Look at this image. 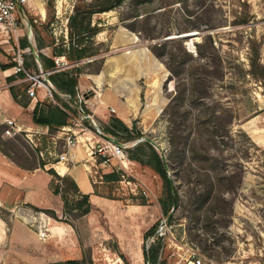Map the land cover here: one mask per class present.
I'll use <instances>...</instances> for the list:
<instances>
[{
    "label": "rangeland",
    "instance_id": "rangeland-1",
    "mask_svg": "<svg viewBox=\"0 0 264 264\" xmlns=\"http://www.w3.org/2000/svg\"><path fill=\"white\" fill-rule=\"evenodd\" d=\"M33 1L16 14L18 38L0 45V61L6 65L14 66V53L27 48L30 51L24 59L30 72L35 68L30 56L32 49H50L53 58L63 56L68 64L61 72L68 73L94 72L98 67L100 70L106 60L123 59L133 51L151 55L147 68L153 73L139 77L140 94L136 96L135 111L128 117L129 127L125 125L128 132L115 119L121 115L111 108L104 121L94 120L84 103L94 98L91 92L72 95L75 103L67 100L76 107L77 97L83 96L80 107L91 115L105 136L122 148L119 158L105 157H109L107 164L100 165L96 157L87 165L92 177L118 172L120 180L114 195L120 200L113 201L121 206L141 207L142 214H137L136 220L126 217L133 226L130 234L136 230L135 225L144 222L145 227L156 224L157 229L146 241L140 236L138 252L127 246L123 248L127 254L124 255L114 238L101 231L92 234L83 217L55 213L54 218L46 212L49 209L32 208L34 214L22 216L23 221L34 227L41 240L50 235L48 220L71 226L79 244L69 246L67 256L80 249L82 258L78 261L86 264H153L150 257L154 247H159L157 264L163 259L166 264L176 262L190 251L216 264H264V0H123L110 11L92 15L91 27L97 30L88 37L92 54L76 62L54 49L68 45V22L75 6L94 0H39L43 13ZM190 33L194 35L181 37ZM207 35L211 36L215 56L219 58L222 79H216L210 69L196 71L194 66L196 46ZM163 43L167 45L159 47ZM253 46L258 53L260 79L250 72ZM202 51L206 56L212 54L205 46ZM169 53L176 55L179 62L174 74L168 69ZM117 63L121 64V60ZM194 72L201 73L206 91L202 97L192 91L190 78ZM51 136L55 144L44 140L33 144L24 135H18L1 141L2 148L24 166L37 163L38 158L55 163L56 155L64 150L63 135ZM150 145L165 161L177 190L178 199L170 204L168 216L162 212L167 201L165 184L154 169V159H149ZM218 174L235 176L233 192L221 193ZM211 184V194L206 191L200 196ZM140 196H145L146 205L129 204L131 198L138 200ZM3 213L7 220V212ZM131 241L129 238L127 245ZM65 248L62 250L68 249ZM25 249L14 251L0 244V264H58L75 260L61 258L59 248L55 254L50 253L51 261L45 259L42 248L40 253Z\"/></svg>",
    "mask_w": 264,
    "mask_h": 264
},
{
    "label": "crops",
    "instance_id": "crops-1",
    "mask_svg": "<svg viewBox=\"0 0 264 264\" xmlns=\"http://www.w3.org/2000/svg\"><path fill=\"white\" fill-rule=\"evenodd\" d=\"M33 2L40 11L41 4L39 5V0ZM27 35L29 36L30 33L28 32ZM51 51L50 49H47V51L34 50L31 53L30 56H32L35 67L33 71L37 70L38 65L44 70H49L43 57L52 58L53 60ZM151 58V55L147 52L133 51L125 54L123 59L112 58V60H106L100 70L98 67L94 72L88 71L78 74L77 92H91L94 96V98L84 101L86 109L92 114L94 120H97V122L99 120L104 121L109 116L108 109L111 108L121 115L117 117L128 126V117L135 111L137 107L136 96L140 94L139 77L153 73L151 69L149 73L147 68V62L148 65L152 62ZM119 60H121V64L117 63ZM20 78L19 75L14 74L11 66L0 61V142L18 136L6 137L3 135L5 129L3 121L10 118L14 120L15 126L19 129V135H24L32 143L34 142L33 144L43 140L46 143L47 141L52 143L49 142L53 139L52 136L49 139V128L35 123L33 112L37 104L55 105L57 103L56 96L64 98L57 93L53 86L55 92H51V96L46 91L39 90L37 97L31 99L25 92V84L19 82ZM11 88L17 92L16 99L11 93ZM21 101H25V103ZM65 127H72L71 123ZM61 129L57 132L56 138L62 137ZM2 146L1 142L0 209L7 212V220L3 219L0 214V244H5L10 250L14 251L23 250L26 247L27 249L31 248L33 252L40 253L42 248L44 249L45 259H50V261L52 260L51 254L54 253L56 248L57 250L60 249L58 254L61 255V258H66L69 257L67 255L70 253L69 246L79 244L73 228L69 225L52 223L51 220H48L46 226L50 235L46 240H41L34 227L23 221L22 216L34 214L30 211L32 208L49 209L56 214L63 213L60 196L55 195L50 188L53 176L48 170L52 168L60 176L71 177L79 191L82 194L89 195V201L93 205V209L83 218L86 220L92 234H99V231H101L103 234L114 238L124 255L127 254L123 248L127 246L132 247L134 253L138 252L140 236L143 238V233L149 227L144 226L145 222L144 224L135 225L134 229L136 230L130 234L129 229H132L133 226L127 221L126 217L136 220V215L142 214L141 207L135 205L121 206L118 201L93 194L87 165V154L81 145L70 150L69 161L63 166L51 163L48 159H43L47 163L42 168L38 165L39 158L38 162L31 166L17 163ZM39 153L42 154V151L40 150ZM133 209H137L139 212H134ZM106 211L110 213H106ZM130 211L133 212L130 213ZM103 223L107 228L104 227ZM99 227L102 230H99ZM129 238H132V241L130 245H127L129 244L127 242ZM135 238L137 242H134ZM64 248L66 250H62ZM69 258L80 260L82 251L79 249L78 252H73V256Z\"/></svg>",
    "mask_w": 264,
    "mask_h": 264
},
{
    "label": "trees",
    "instance_id": "trees-1",
    "mask_svg": "<svg viewBox=\"0 0 264 264\" xmlns=\"http://www.w3.org/2000/svg\"><path fill=\"white\" fill-rule=\"evenodd\" d=\"M123 0H94L93 2H89L83 6L74 8V14L70 16L68 22V29H69V41L66 47H61L57 50L54 49V52L63 53L66 55L67 59L76 62L87 56L91 55L90 47L92 45L91 40L88 37L93 36L96 34L97 30L91 27V18L94 13H104L107 11L112 10L116 6L120 5ZM166 43L161 44L159 47L166 46ZM208 47L211 49V56H206L205 53L202 51V47ZM196 57L194 59V66H197L196 71L201 70L204 72H208L210 69V73L215 75L218 78L223 77V72L219 65V58L215 56V47L212 45V38L210 35L204 37L203 43H199L196 46ZM254 48V54L251 59V75H253L256 79H260V73L258 72V53L257 49ZM185 55L189 53L184 51ZM190 55V54H189ZM169 64L168 69L172 74L176 73L175 67L178 68L179 62L176 59V55L173 53L168 54ZM193 58V57H192ZM44 62L47 65L49 70L54 68V61L52 58H45L43 57ZM173 65V66H172ZM212 65H215L212 67ZM264 72V69H262ZM79 71L75 70V73H68V72H61L55 71L49 75V80L52 85L57 90L59 95H70L74 96L78 94L76 87H77V80ZM201 73L195 72L192 73L190 78L191 87L195 93L199 96L206 95V91L203 88L204 83L200 78ZM264 75V74H262ZM205 76V75H204ZM12 79V78H11ZM206 81V80H205ZM202 84V85H201ZM195 88V89H194ZM11 93L13 97L17 98V92L11 88ZM202 97V96H201ZM57 104L55 105H43L37 104L34 112H33V120L35 123L47 126L49 128V137L51 135L56 134L61 128L70 125L71 115L74 116L73 113L76 114L77 110L76 107L72 106L71 103L65 98L62 99L59 96H56ZM72 101V100H71ZM25 103V101H21ZM70 107V108H69ZM71 114V115H70ZM116 121L121 126L122 130L128 132L129 129L125 126V124L119 120V118H115ZM88 124V123H86ZM215 128V127H214ZM216 129V128H215ZM106 132H111L108 129H105ZM3 144V143H2ZM1 145V142H0ZM150 150L149 159H154V169L156 173L159 175L163 183L165 184L164 193L166 194L167 201H164L162 212L164 215L168 216L170 212V204H173L178 199V194L176 187L173 185L171 178L167 172V166L165 161L159 156L153 147L150 145L148 146ZM39 149L36 150L39 153ZM102 158L98 157L97 161L100 162ZM46 160H39V167H43L46 164ZM48 172L53 176V181L50 184V188L55 195H59L62 202H63V213L65 214H74L80 218L86 216L92 209L93 205L89 201L88 194H82L75 181L69 176H60L58 175L52 168L48 170ZM235 176L232 174H218L217 175V183L222 187V194L223 193H230L233 192L234 184L233 178ZM119 173L116 171H111L107 174H99L97 173L96 176H90L91 185L93 188V194L97 196H101L104 198L112 199V200H120L114 195V190L116 189L118 182H119ZM209 178V176H208ZM210 180V179H209ZM212 184L201 191L199 193L202 196L206 191H209L211 194L212 191ZM211 197V195H210ZM129 204H137V205H146L147 200L145 196H140L138 200L135 198H131ZM37 210L38 208H34ZM52 217L56 218V214L53 210H46ZM77 213V214H76ZM0 214L3 219L4 213L3 210L0 209ZM157 226L153 224L149 229H147L143 233V240L146 241L147 238L150 236H154L156 234ZM145 246V243H144ZM158 248L154 247L151 252L150 259L152 260L153 264H157V254ZM121 258L123 256L119 254ZM149 258V254H146ZM58 264H86L85 261H78V260H66L64 262H59ZM159 264H166L165 259H163Z\"/></svg>",
    "mask_w": 264,
    "mask_h": 264
},
{
    "label": "built area",
    "instance_id": "built-area-1",
    "mask_svg": "<svg viewBox=\"0 0 264 264\" xmlns=\"http://www.w3.org/2000/svg\"><path fill=\"white\" fill-rule=\"evenodd\" d=\"M32 1L33 0H0V45L8 43L11 38H18L19 18H17L16 14L21 12L22 8L31 5ZM29 51V48H27L24 51H17L16 54L14 53L13 61L15 62V65L12 66L13 72L16 75H22V77L19 79V82L25 83V92L31 99H35L37 97V92L39 90H44L51 96V92H55V89L49 80V75L55 71L64 70L68 63L64 60L63 56H58L53 58L55 65L53 69L44 70L40 65H38L36 71L30 72L25 67L24 59V54L28 53ZM31 52L33 53V50H31ZM60 96L65 99H71L73 103H75V100H73V98L68 94ZM82 98L83 96L77 97L78 104L76 105V108L78 109V115L75 117L70 114L72 127H63L61 129V132L63 133L62 148L64 150L56 155V165L63 166L66 162H68L70 150L77 147L78 145H81L86 151L87 162H94L96 157H100L102 158V160L99 162L100 165L108 163L109 157L105 158L107 156L119 158L123 155L120 144L114 139L105 136L100 128L94 124V120L91 115L86 114L80 107V104H82ZM3 123L5 125L3 132L4 136L14 137L20 134L19 129L15 126L13 119L7 118L3 121ZM51 141L52 144H55L56 142L55 138H53ZM103 158L105 159L103 160ZM90 173H92L91 170ZM168 264L216 263L209 259L206 260L205 258L197 255L195 252L190 251L176 262H169Z\"/></svg>",
    "mask_w": 264,
    "mask_h": 264
},
{
    "label": "water",
    "instance_id": "water-1",
    "mask_svg": "<svg viewBox=\"0 0 264 264\" xmlns=\"http://www.w3.org/2000/svg\"><path fill=\"white\" fill-rule=\"evenodd\" d=\"M192 35H194V34L190 33V34H187V35H183V36H181V37L192 36Z\"/></svg>",
    "mask_w": 264,
    "mask_h": 264
},
{
    "label": "bare ground",
    "instance_id": "bare-ground-1",
    "mask_svg": "<svg viewBox=\"0 0 264 264\" xmlns=\"http://www.w3.org/2000/svg\"><path fill=\"white\" fill-rule=\"evenodd\" d=\"M39 5H40V3H39ZM40 11H41V13L43 12V9H42V7L40 6Z\"/></svg>",
    "mask_w": 264,
    "mask_h": 264
}]
</instances>
